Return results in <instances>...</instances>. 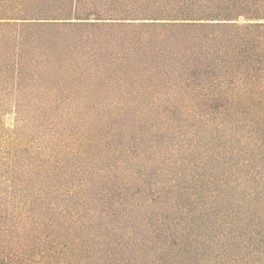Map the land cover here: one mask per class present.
I'll list each match as a JSON object with an SVG mask.
<instances>
[{
  "label": "trees",
  "instance_id": "trees-1",
  "mask_svg": "<svg viewBox=\"0 0 264 264\" xmlns=\"http://www.w3.org/2000/svg\"><path fill=\"white\" fill-rule=\"evenodd\" d=\"M73 29L123 30L196 105L133 139L17 110L48 139L0 127V264H264V0H0V103Z\"/></svg>",
  "mask_w": 264,
  "mask_h": 264
},
{
  "label": "rangeland",
  "instance_id": "rangeland-1",
  "mask_svg": "<svg viewBox=\"0 0 264 264\" xmlns=\"http://www.w3.org/2000/svg\"><path fill=\"white\" fill-rule=\"evenodd\" d=\"M125 36L127 33L121 29H73L58 40H47L52 47L47 46L43 55H28L37 64L31 75L40 82L31 87L14 84L1 92L5 97L0 103L4 135H11L5 129L13 132L24 125V139H48L44 135L46 128L38 127V123L32 125L27 120L19 124L16 111H27L26 118L31 119V112L52 110L57 128L65 137L77 134L74 128L78 127L93 130L86 134L90 139H133L136 131L129 124L134 117L143 124L151 118L155 120L159 112L196 105L185 102L191 90L168 79L172 72L169 67L146 65L151 56L135 50V41ZM119 112L125 113L124 120L116 118ZM129 128L132 129L128 131ZM169 136H173L172 132H166L165 138Z\"/></svg>",
  "mask_w": 264,
  "mask_h": 264
}]
</instances>
